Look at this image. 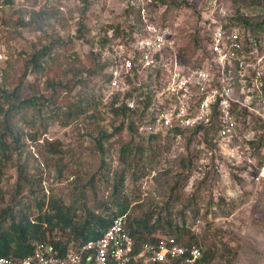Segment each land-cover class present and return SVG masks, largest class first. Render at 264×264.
Returning <instances> with one entry per match:
<instances>
[{"label":"rangeland","instance_id":"rangeland-1","mask_svg":"<svg viewBox=\"0 0 264 264\" xmlns=\"http://www.w3.org/2000/svg\"><path fill=\"white\" fill-rule=\"evenodd\" d=\"M201 2L165 0L153 9L145 0H0V88L9 93L20 86L22 96H43L55 107L31 123L21 118H34L31 109L14 116L16 137L27 145L19 157L13 156V165L0 164L5 167L0 227H9L5 215L17 201L34 204L31 192L42 188L73 208L76 223H83L89 213L113 215L115 204H124L130 219L152 214L184 226L186 237L178 238L186 242L193 237L202 249L214 252L211 264H264V88L258 91L248 80L243 87L232 84L239 103L230 111L232 130L223 138L217 133L223 125L216 118L211 130L176 131L145 143L127 130L129 117H117L113 107L104 105L110 100L92 74V37L102 38L107 31L109 36L113 29L126 27L127 20L142 33L146 8L171 30L183 64L207 65L205 40L196 53L189 45L208 24L205 16L212 14L207 6L199 10ZM234 18L255 24L264 21V12L240 7ZM110 45L102 49L106 62ZM50 47L52 56L41 59L38 72L31 71L30 56ZM164 66L155 75L156 91L163 92L168 80L169 65ZM84 95L100 104V118L91 123L86 113L65 125L71 119L68 110ZM236 106L244 112L238 113ZM4 130L0 120V134ZM32 135L38 146L58 142L61 153L53 157L43 148L40 156L28 139ZM122 149L127 154L121 157ZM123 172L124 186L113 194ZM18 182L24 186L21 197L13 195Z\"/></svg>","mask_w":264,"mask_h":264},{"label":"built area","instance_id":"built-area-1","mask_svg":"<svg viewBox=\"0 0 264 264\" xmlns=\"http://www.w3.org/2000/svg\"><path fill=\"white\" fill-rule=\"evenodd\" d=\"M145 1L151 6V0ZM204 1L212 13L205 16L204 22L208 24L203 26L210 32L207 65L183 64L175 50L171 30L162 26L147 8L142 9L143 32L135 33L133 42H127L124 36L112 38L105 52L110 64V79L104 86L106 100L117 95L123 98L125 93L144 83L146 74L153 76L154 90L148 108L152 114L136 123L139 135H166L198 128L209 124L216 115L223 125L219 132L223 138L232 130L230 111L239 103L233 98L232 84L243 87L248 80L261 91L264 38L259 47L249 45L244 49L241 33L227 26V13L221 5L224 0ZM167 64L166 86L163 92L156 91L155 75ZM155 95L160 101L157 102ZM126 105L134 108V100H127ZM124 224L125 216L115 219L102 236L89 239L79 247H56L43 241L34 246L31 255L0 258V264H199L202 258L197 246H183L166 236L154 243H145L134 252L133 239Z\"/></svg>","mask_w":264,"mask_h":264},{"label":"trees","instance_id":"trees-1","mask_svg":"<svg viewBox=\"0 0 264 264\" xmlns=\"http://www.w3.org/2000/svg\"><path fill=\"white\" fill-rule=\"evenodd\" d=\"M151 6L153 9L159 5H165V0H151ZM197 1V0H196ZM227 6L231 7L226 10L227 16V26L237 29L242 36V45L246 49L249 45H254L259 47L260 42L264 38V21L251 24L247 19H235V14H237V9L240 7L246 8L248 11H263L264 12V0H224ZM207 6V1L199 3V10H204ZM198 10V11H199ZM201 12V11H200ZM130 16L128 15V18ZM155 18V16H154ZM160 24L165 26L164 23ZM134 24L127 20L126 27H120L119 29L112 30V36H103L102 38L97 39L95 36L89 41L91 50L93 52L92 58L95 61V71L92 74L96 75V78L100 81V85L105 86L110 79L108 74L109 63L105 60H102V49L112 41V38L124 36L127 39V42H133V36L136 33L134 30ZM210 39V32L206 29L202 33H196L189 40V45H191L196 53L199 48L201 41L205 40L207 44ZM51 47L47 50H42L41 52H35L30 56V70L33 72H38L41 69V59L50 57ZM190 49V48H189ZM186 53V52H183ZM52 56V55H51ZM193 57V56H192ZM194 59V58H193ZM198 65V64H196ZM193 65V66H196ZM192 66V65H190ZM144 83L140 86L134 87L131 92L125 93L122 99H119L118 95L110 100L109 103H102L98 95H94V98L100 101L104 105H110L114 108L113 114L115 116L129 117L128 122L126 123L127 130L135 133L140 140L145 143L153 142L158 140L162 135L155 136H142L137 133L136 123L141 121L143 116L150 117L152 112L148 110L151 105V94L154 90V79L151 74H146L144 77ZM261 90L264 88V78L259 81ZM22 87L17 86L11 92H6L0 88V120L5 124V130L0 134V164H9L13 165V156L19 157L18 154L24 149L27 145V141L23 138H17L18 130L16 129L17 122L14 121V116L22 111L28 109L32 110V116L27 117L26 115L21 118L25 123L35 122L40 114L43 113V110H46L50 113L55 107H51L50 100H45L43 96L34 95V94H25L21 95ZM127 100H134L135 107L129 108L126 105ZM46 103V104H44ZM75 108L69 111V116L71 119L65 124H70L73 120L79 118L82 115L87 113L88 120L92 123L100 118V104H95L92 99L86 95L82 98L77 99L74 103ZM103 105V107H104ZM85 107V108H83ZM50 108V109H49ZM237 108V106L235 107ZM57 109V108H56ZM238 113L244 112L240 111V108L236 109ZM72 113L74 117L72 118ZM35 117L37 119H35ZM52 116H49L51 118ZM216 115L212 118V121L205 125L204 127H198L194 129H187L182 131H192L199 132V130H211ZM47 119V118H46ZM218 124V121L217 123ZM181 132V131H180ZM220 132V128L217 127V133ZM168 135V134H166ZM218 135V134H217ZM19 136V135H18ZM35 148L36 153L41 156V149H45L47 154H50L54 157L58 153H61L59 143L50 142L46 143L43 146H38L37 140L35 141L34 135L29 136L28 138ZM43 150V151H45ZM142 153V149H138ZM124 156L127 154L126 149H122ZM44 161V159H43ZM122 165H125L126 162L121 161ZM5 167L0 168V177L3 176L2 171ZM59 174V173H58ZM124 175L125 172L121 174L117 182L114 184L112 189L113 194H116L119 189L124 186ZM137 178V177H136ZM3 180V178L1 179ZM0 180V181H1ZM85 188V187H83ZM1 191V189H0ZM24 191V186L18 182L14 194L17 197H21L22 192ZM86 191L80 193V196H84ZM12 195V196H13ZM33 197L34 204H20L16 202L10 210V214L5 215V219L9 222V227L3 229L0 227V257H13L24 258L25 256L31 255L34 251V246L37 243L47 241L53 244L56 247L61 246H73L79 247L83 245L89 239H95L103 235L104 232L109 229L113 221L119 217L125 216V231L133 239V248L134 252H138L140 247L145 243H154L161 236H166L170 238L177 239V243L183 246H197L201 253L202 258L199 261V264H211L215 258L214 252L209 250H204L197 243L190 239L181 240L179 238H185L183 234L185 233L184 226H178L175 224L171 218H164L157 216L154 218V215H147L144 219L133 220L130 219L128 213L126 212L127 206L124 204L116 203L117 208L116 212L113 215L107 216L102 214H92L89 213L87 218L83 223L74 222L75 211L72 207L68 208L65 206L56 195H47L44 193L43 189L40 188L39 192H31ZM2 194L0 192V202H4L1 198ZM36 211V215L33 217L29 215L30 211ZM168 216H171L170 214ZM32 217V218H31ZM183 222L186 219L182 218ZM179 238H178V236ZM181 241H179V240Z\"/></svg>","mask_w":264,"mask_h":264},{"label":"clouds","instance_id":"clouds-1","mask_svg":"<svg viewBox=\"0 0 264 264\" xmlns=\"http://www.w3.org/2000/svg\"><path fill=\"white\" fill-rule=\"evenodd\" d=\"M26 257V256H25ZM0 258H11V257H0ZM13 258V257H12Z\"/></svg>","mask_w":264,"mask_h":264},{"label":"water","instance_id":"water-1","mask_svg":"<svg viewBox=\"0 0 264 264\" xmlns=\"http://www.w3.org/2000/svg\"><path fill=\"white\" fill-rule=\"evenodd\" d=\"M87 263H88V261H87Z\"/></svg>","mask_w":264,"mask_h":264}]
</instances>
